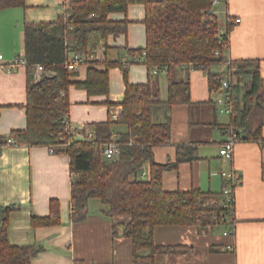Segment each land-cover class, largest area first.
I'll return each mask as SVG.
<instances>
[{
    "label": "trees",
    "instance_id": "16d2710c",
    "mask_svg": "<svg viewBox=\"0 0 264 264\" xmlns=\"http://www.w3.org/2000/svg\"><path fill=\"white\" fill-rule=\"evenodd\" d=\"M212 0H68L65 11L54 21L28 22L24 24L23 59L28 80L26 88L25 123L23 129L10 131L8 137L0 135V148L19 145L47 147L55 154L69 157L72 173L70 184V220L82 221L88 212L90 198H98L107 206L106 214L112 218L126 215L129 221L112 225V234L131 239L133 264H154L156 255L187 252L183 245H157L154 228L162 225L199 226L231 221L232 212L217 202L205 201L207 192L197 188L190 191H167L162 187V171L175 169L181 162L198 159V145L175 144L173 163L154 162V147L167 144L171 139L170 120L153 122L152 107L161 99L152 82L143 84L128 81V66L141 58L150 70L165 71L167 76L166 104L192 105L189 81L175 80L170 74L173 66H186L203 70L207 75L210 92L222 93V72L210 71L215 64L227 62V24L224 34L215 14L210 13ZM129 5H143L141 23L144 25L145 43L142 48L129 49L134 56L126 61L89 60L85 80H76L77 70L69 72L64 61L67 46L70 50L97 52L108 48V40L126 36L132 22L109 18L110 14H126ZM25 7V0H0V11L6 8ZM73 41L69 43V39ZM124 48H127L126 46ZM215 51L219 53L216 55ZM44 72L40 80H34L36 65ZM236 70L231 74L228 97L232 103L229 126L240 133L241 140L263 144L261 128L264 126V77L259 73V60L234 61ZM230 64V67L231 65ZM103 65L104 68H99ZM120 67L125 81L124 97L116 121L94 124V136L82 134L83 140L66 145L71 137L69 125L70 86L84 90L88 96H102L109 100L108 72ZM228 67V69L230 68ZM124 124L125 132L117 133L120 154L117 160L102 157L103 143L110 140V127ZM14 140L8 145L7 139ZM149 164L146 179H138L143 167ZM46 217L32 216V227L59 224L60 209L57 200H50ZM13 205H0V264H30L35 248L29 245H12L7 236L9 215ZM147 250V255L141 251Z\"/></svg>",
    "mask_w": 264,
    "mask_h": 264
},
{
    "label": "crops",
    "instance_id": "0c3cea01",
    "mask_svg": "<svg viewBox=\"0 0 264 264\" xmlns=\"http://www.w3.org/2000/svg\"><path fill=\"white\" fill-rule=\"evenodd\" d=\"M61 1L25 0V7L0 11V135L4 137L26 126L23 107L28 80L25 63L19 62L24 54V24L54 21L61 12ZM213 9L223 20L221 30H226L230 23L227 57L234 61L258 59L259 73L264 77V0H221ZM143 13V5H129L125 15L110 14L111 20L125 17L132 22L126 36L110 38L108 48L100 47L102 50L97 52L95 60L132 59L134 56L129 49L142 48L145 43L144 25L140 22ZM236 19L240 22H235ZM72 42L70 38L69 43ZM138 60L140 62L128 65V81L139 84L151 81L162 101L152 107L151 119L157 123L170 120L171 124L170 142L154 147V162L173 163L175 144L198 145V159L162 171L163 189L190 191V188H197L207 192L205 201L218 203L226 184L220 171L233 169L239 176V183L234 187L232 220L220 223L219 232L212 228L214 225L155 227L157 245H183L190 249L156 255L154 264H264V142L241 140L235 144L232 161L223 160L219 149L227 136L229 120L218 117L206 73L189 70L187 65L173 66L170 74L175 80L189 81L192 105L171 106L165 103L167 80L160 79L165 72L149 75L143 58ZM87 66L82 64L77 69L76 80H85ZM224 68L222 64H215L210 71H223ZM122 74L120 67L108 72L109 100L114 102L111 106L103 103L105 95L88 96L84 90L69 87L67 117L73 133L94 136V124L116 121L113 116L119 114L125 92ZM125 130L126 126L120 123L110 127L115 136ZM261 130L264 138V126ZM148 169L149 164H146L142 171ZM136 177L141 179L140 173ZM71 180L67 154H55L47 147L34 145L0 148V205L15 207L9 215L7 236L10 244L35 248L30 264H133L131 239L112 234V225L126 223L129 217L110 218L106 214L107 206L93 197L87 203V216L82 221H71ZM52 199L57 200L60 209L59 224L33 228L31 217L48 216ZM231 226L234 236L224 235ZM229 244L235 245L234 251L228 250ZM147 253V250L141 251L142 255Z\"/></svg>",
    "mask_w": 264,
    "mask_h": 264
},
{
    "label": "built area",
    "instance_id": "2783aa9c",
    "mask_svg": "<svg viewBox=\"0 0 264 264\" xmlns=\"http://www.w3.org/2000/svg\"><path fill=\"white\" fill-rule=\"evenodd\" d=\"M221 0H212L211 4H212V9H210V13H214V6L219 4ZM67 0H62L59 3V8L61 9V12L65 11V6L67 4ZM235 22H240V19H236ZM219 32L221 34H224V30H219ZM101 48H99L98 51H100ZM102 50V49H101ZM97 51V52H98ZM97 52H92L87 50L85 51H78V50H70V48L67 46L66 48V54H65V58L64 61L62 62V65H64L65 69L69 72L75 71L77 70L84 62L89 61V60H93L95 59V56L97 54ZM219 52L215 51V54L217 55ZM145 53H143V55L141 56L143 58ZM226 57H227V53H226ZM135 60H138L137 58L134 57ZM227 62L222 64L224 65V70L220 71L222 72L223 75V79L221 82V86L220 89L222 91V93H218V92H212L216 95L215 100L213 101L215 103V105L217 106V111L221 114H225L227 116H230L231 112H232V103H230L229 97H228V87L230 85L231 82V77H232V72L234 70H236V65L232 64V60L230 58H226ZM139 61V60H138ZM20 63H25L24 59L21 58L19 60ZM230 64L231 67H230ZM128 64H124V67H127ZM228 67H230L228 69ZM45 73L48 75H51V72H44L43 70V66L37 64L36 65V70L33 74V79L34 80H40L41 75ZM157 73V70L155 68L150 70V75H154ZM117 113L116 115L113 116L114 119L117 118ZM227 136L225 137L224 141L222 142V144L220 145V149H219V155L223 160L226 161H232V156H233V152H234V148H235V144L237 142H239L240 139V133H238L237 131H235L232 127H229V129L227 130ZM66 132L68 135H70L71 137L67 140L66 145H70L72 144L75 140H83V135H78L73 133L70 128L69 125H67L66 128ZM89 135V134H87ZM8 145H13L14 144V140L12 138H8L7 142ZM102 148V157L106 160L109 161H113V160H117L119 154H120V143L117 140V136L112 135L110 140H108L107 142L103 143V145L101 146ZM220 174L222 175L223 179L225 180L226 184L222 187V198H223V205L225 208L230 209V212H232L233 209V196H234V187L239 183V176L238 174H236V172L232 169V170H221ZM147 171H142L140 176H142V178H147ZM235 231L233 230L232 226L229 227L223 234L227 235V236H234ZM234 247L235 245L233 244H229L227 246L228 250L230 251H234Z\"/></svg>",
    "mask_w": 264,
    "mask_h": 264
},
{
    "label": "rangeland",
    "instance_id": "374dc122",
    "mask_svg": "<svg viewBox=\"0 0 264 264\" xmlns=\"http://www.w3.org/2000/svg\"><path fill=\"white\" fill-rule=\"evenodd\" d=\"M217 18H218V21H219V24L221 23L222 24V22H223V20H222V18H221V16L219 15H215ZM221 27V26H220ZM160 72H162V71H160ZM165 71H163V73H164ZM165 77V79L167 80V76H166V73H165V76L164 75H160V79L162 80L163 78ZM214 94V93H213ZM212 94V99H213V101L215 100V98H216V95H213ZM218 117L220 118V119H224V120H229L230 121V119H229V117L227 116V115H225V114H221V113H219L218 112ZM141 177V179H146L145 177L144 178H142V176H140ZM212 228L215 230V231H217V232H219V230L222 228V226H221V224H215L214 226H212Z\"/></svg>",
    "mask_w": 264,
    "mask_h": 264
}]
</instances>
